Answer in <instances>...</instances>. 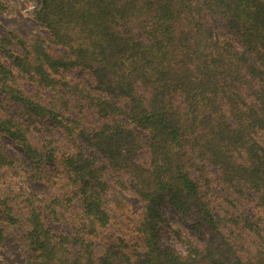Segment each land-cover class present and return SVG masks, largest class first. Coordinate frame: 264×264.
<instances>
[{
    "label": "trees",
    "instance_id": "trees-1",
    "mask_svg": "<svg viewBox=\"0 0 264 264\" xmlns=\"http://www.w3.org/2000/svg\"><path fill=\"white\" fill-rule=\"evenodd\" d=\"M33 16L48 37L0 35V134L25 155L0 145V173L47 191L0 181V243L19 229L27 264H264V0H38ZM114 184L138 216L108 208Z\"/></svg>",
    "mask_w": 264,
    "mask_h": 264
},
{
    "label": "rangeland",
    "instance_id": "rangeland-1",
    "mask_svg": "<svg viewBox=\"0 0 264 264\" xmlns=\"http://www.w3.org/2000/svg\"><path fill=\"white\" fill-rule=\"evenodd\" d=\"M0 2L5 6L4 9L0 11V35L3 34L5 30L12 29L18 31L22 35L29 37L30 39L41 36H49L47 30L41 24H39L33 16L34 11L38 7V0H0ZM208 20L211 22L217 32L224 30V24L222 22L213 18H209ZM0 57L8 64L11 63V61L6 56L0 54ZM0 145L9 154L15 157L25 156L22 149L15 142L11 141L2 134H0ZM89 151L94 150L90 149ZM99 156L103 162H106L100 154ZM48 169L53 170V165L50 164ZM0 175V181L2 182L1 186L7 191L32 190L37 193H44L47 191V188L43 184L32 181L27 177H17L10 174L9 172L6 174L0 173ZM108 175L110 178L115 179L113 172L110 171ZM219 189L221 192L223 191L221 187ZM118 201L124 203L125 212L131 216V218H135L141 213L142 203L139 201V199L133 194L121 189L118 185L114 184V187L107 198L108 208L114 210ZM248 211H252L250 206ZM163 217L167 224H170L172 227H176L177 224L182 226V228L185 230L183 237H188L187 234L191 232V226L188 223L183 222L180 215L174 210L172 206L167 205L163 209ZM49 225L53 229H61L65 226L61 223H53L51 220H49ZM162 230L164 244L168 243L177 248H184L183 243L177 238L176 234L171 233V230H169L166 226L162 227ZM17 232L20 233V230L16 227H11L6 232L4 241L0 243V264H27L23 253L28 251L26 247L18 240L19 234H17ZM129 238L131 237L129 236Z\"/></svg>",
    "mask_w": 264,
    "mask_h": 264
}]
</instances>
